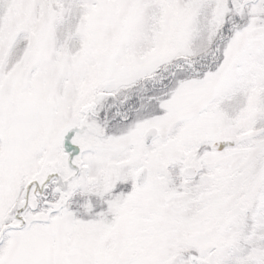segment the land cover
<instances>
[{"label": "snow or ice", "instance_id": "1", "mask_svg": "<svg viewBox=\"0 0 264 264\" xmlns=\"http://www.w3.org/2000/svg\"><path fill=\"white\" fill-rule=\"evenodd\" d=\"M0 264H264V0H0Z\"/></svg>", "mask_w": 264, "mask_h": 264}]
</instances>
